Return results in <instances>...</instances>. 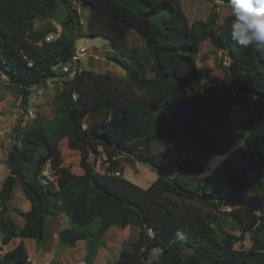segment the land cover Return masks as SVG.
<instances>
[{
  "label": "trees",
  "instance_id": "16d2710c",
  "mask_svg": "<svg viewBox=\"0 0 264 264\" xmlns=\"http://www.w3.org/2000/svg\"><path fill=\"white\" fill-rule=\"evenodd\" d=\"M81 10L88 13L84 26ZM61 11L58 24L47 21ZM37 20L46 22L35 27ZM231 20L213 8L190 25L181 0H0V73L23 113L0 185L1 245L29 238L43 247L49 217L65 214L70 227L58 233V243L71 248L84 240V264H93L109 229L128 227L137 238L114 264H264V57L231 40ZM132 31L141 48L128 44ZM82 37L107 40L105 60L125 78L96 74L80 62L72 78L55 72ZM207 40L229 59L218 63L229 83L217 97L196 64ZM52 80L61 84L46 130L41 115L30 122L24 115L32 92ZM235 106L252 112L240 126L229 121ZM172 127L178 145L154 152ZM63 148L79 152L81 174ZM133 161L158 174L146 189L123 177V164ZM47 167L55 181L44 180ZM17 184L29 203L20 228L7 216ZM222 217L239 236L216 232ZM178 229L186 234L182 241L175 239ZM0 264H30L23 243L0 254Z\"/></svg>",
  "mask_w": 264,
  "mask_h": 264
},
{
  "label": "rangeland",
  "instance_id": "374dc122",
  "mask_svg": "<svg viewBox=\"0 0 264 264\" xmlns=\"http://www.w3.org/2000/svg\"><path fill=\"white\" fill-rule=\"evenodd\" d=\"M182 4V10L188 20V23L191 25L192 23L196 21H204L210 11L214 8L216 12H218L219 17L224 18L228 15H231V9L230 6L223 5L221 3L216 2L214 5L211 3L206 2L205 0H181ZM61 15L59 17H52L50 18L49 22H51L53 25L58 24L59 18L63 19L65 12L61 11ZM88 13L86 11L81 10L80 11V19L83 23V26L86 23ZM46 21H35V27H38L40 25L45 24ZM56 29L58 32H60V27L56 26ZM128 44L130 46H136L138 48H141L143 45V41L138 37L136 33L133 31L130 32V35L128 37ZM75 47H83L86 49L85 55L81 58L80 64L83 67V69L86 70H92L96 74H108L112 77L117 78H125L124 73L122 70L105 60V55L108 51L111 50L110 44L107 40L101 37H82L79 40L76 41ZM223 62L224 65H226L229 61L227 56H224L221 54V52H217L215 48L212 46V44L207 40L204 43L200 45L199 54L197 56V67L200 74V80L201 82H205L209 87H217L218 92L216 93V97L221 95L227 88H228V80L226 76L220 71L219 69V61ZM59 74V73H58ZM7 79L1 77L0 73V185L2 181L9 175L8 167L5 165V160L7 157L8 152L10 151L11 145L15 143L14 139V130L16 126L19 124V116L22 115V111L18 108V102L15 100V91L10 90V88L7 85ZM59 81H49L46 86L35 89L31 94V101L29 106V111H31L34 115L29 116V120L27 122H30L34 119L36 114H39L44 119V126L47 130L49 128V124L52 119L54 118V108L52 107L51 103L53 100V97L55 95V91L59 87ZM61 84V83H60ZM74 98V96H73ZM229 121L236 126H240L248 118L252 117V112L250 107L242 108L241 106H235L232 107L229 110ZM26 116L24 115V118ZM169 133L165 135L160 141V143L156 144L153 147L154 152L160 151L164 146H176L180 142V139H177L178 137H174L172 135V131H175V127H172L168 129ZM63 155L65 156V160H74L76 163V168L74 169V173L76 175H79L82 173L78 161H79V152H75L72 150H65L62 149ZM91 161H93V157L90 158ZM66 162V161H65ZM97 164V163H96ZM100 165V163L97 164V166ZM124 166V173L123 177L128 180L129 182L137 185L138 187L142 189H146L149 185H151L156 178L158 177V174L154 171H152L149 167L136 163L133 161V164H123ZM29 165H25V172L26 176L28 178L32 177V174L30 171L26 169ZM44 180L46 182H52L55 181L54 175L52 176V172L47 167L45 170ZM43 176V175H42ZM42 179V178H41ZM45 183V182H43ZM23 193L21 190V187L17 184L14 188L13 194L11 199L8 202V212L7 216L11 218L13 223L17 228H20L23 218L20 215L22 211L24 210V202L27 203V200L23 199ZM171 200L177 201L178 199L170 197ZM222 208L226 211L230 210L229 204L223 203ZM61 215V214H60ZM59 215V216H60ZM58 216V217H59ZM54 219L56 218H50L48 219L45 229H46V239L44 242L43 247L38 246L36 250L37 257L39 258L44 253L42 249H50L49 246H52L53 240L56 238L55 229L53 228L52 222H54ZM226 220L225 217H222V220L220 221L218 229H216L217 233H232L236 236H239L240 232L238 231L237 227L232 222L224 221ZM69 222V220H68ZM98 220L94 221V224L91 226L92 230L96 229V223ZM64 226V225H63ZM131 230H127L122 233V242L119 243V241L113 237H110L109 235H105L106 237L101 239L97 242V247L99 248L96 254L94 255V261L93 264H105L108 262L107 258L113 259V261H110V263L107 264H114L116 261L115 255L118 253L119 250L121 251H129L130 247H128V244L135 241L137 238L138 230L134 227H130ZM122 231L121 229H118ZM49 238V239H48ZM58 239V236H57ZM250 235L246 234L244 237L243 247L247 250L250 247ZM16 244V240H13L11 244L8 246H2L0 247L1 254H4L7 250H9V247H13V245ZM96 244V243H95ZM112 245L113 247H111ZM63 248V247H61ZM26 252H31V246L29 244H26ZM32 252L30 254L31 261H34V258L31 257ZM58 257V253L56 252V256L52 259V263H56V259ZM103 257H106V262L104 263L105 259ZM56 258V259H55ZM62 258L64 261H66L67 257L65 258L64 255H62ZM69 262V260H67ZM63 263V262H62ZM61 263V264H62Z\"/></svg>",
  "mask_w": 264,
  "mask_h": 264
},
{
  "label": "clouds",
  "instance_id": "9594fccd",
  "mask_svg": "<svg viewBox=\"0 0 264 264\" xmlns=\"http://www.w3.org/2000/svg\"><path fill=\"white\" fill-rule=\"evenodd\" d=\"M228 3L232 12L231 40L264 57V0H228ZM185 238V232L178 229L175 239Z\"/></svg>",
  "mask_w": 264,
  "mask_h": 264
},
{
  "label": "crops",
  "instance_id": "0c3cea01",
  "mask_svg": "<svg viewBox=\"0 0 264 264\" xmlns=\"http://www.w3.org/2000/svg\"><path fill=\"white\" fill-rule=\"evenodd\" d=\"M1 77H3V76H1ZM22 197L24 199V195ZM23 205L25 208L22 211V213H26L29 209V203L24 202ZM21 221H22V224L20 227H22V225H23V220H21ZM52 223H54L53 228L55 229L56 238L53 240L52 246H49L50 249H48V250L42 249L44 253H41L42 255L39 258L37 257L38 253L35 250V249H37V247L35 245V241L33 239H29V238L13 239V240H16V244L13 245V247H11V248L9 247V250H7V251H10L16 245H18L20 242H22L25 248H26V244H29L31 246V252H32L31 257H32V259L34 258V261H31V258H30L31 252L30 253L27 252L30 264H53L51 261L56 256V252L58 253V257H57V259L55 258L57 261L54 264H61L62 262H63L62 264H84V260H85V256H86V242L84 240L77 241L76 244L71 248H65V247L61 248V246L58 243V239H57L58 233L61 230L70 227V223L68 222L67 216L65 214H61L59 217H57V219H54V222H52ZM127 230L130 231L131 228L128 227L122 231L117 230V228H111L107 231V233L105 235H107V236L109 235L110 237L115 236L114 238H116L119 241V243H121L123 240L122 233L127 231ZM105 237L106 236H104L103 239ZM110 246L113 247L112 245H110ZM26 251H27V249H26ZM120 252H121V250H119L118 253L115 255L116 259H117ZM62 255H64L65 258L67 257L66 261H64V259L62 258ZM103 258L105 259V261H104V263H105L106 257H103ZM67 260H69V262H67ZM107 260H108V262H106L105 264L110 263V261H113V259H109V258H107Z\"/></svg>",
  "mask_w": 264,
  "mask_h": 264
},
{
  "label": "built area",
  "instance_id": "2783aa9c",
  "mask_svg": "<svg viewBox=\"0 0 264 264\" xmlns=\"http://www.w3.org/2000/svg\"><path fill=\"white\" fill-rule=\"evenodd\" d=\"M52 40V37H49L46 39V41ZM86 49L83 47L76 48L74 55L72 56L71 60L65 64H57L54 66V71L57 73H65L69 74L70 78H72L77 72H79L78 68V62H80L81 58L85 55ZM227 65V64H226ZM34 114L32 112H29L27 116L24 118V121L29 120V116H33ZM43 176L45 175V172L42 173ZM1 247V242H0ZM1 253V252H0Z\"/></svg>",
  "mask_w": 264,
  "mask_h": 264
}]
</instances>
